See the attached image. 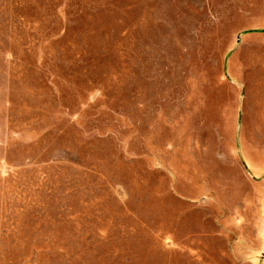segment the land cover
Returning a JSON list of instances; mask_svg holds the SVG:
<instances>
[{"label": "rangeland", "instance_id": "374dc122", "mask_svg": "<svg viewBox=\"0 0 264 264\" xmlns=\"http://www.w3.org/2000/svg\"><path fill=\"white\" fill-rule=\"evenodd\" d=\"M0 264H264V0H0Z\"/></svg>", "mask_w": 264, "mask_h": 264}]
</instances>
